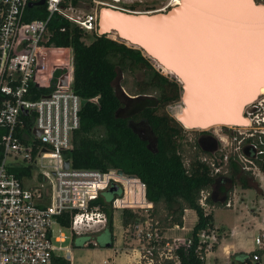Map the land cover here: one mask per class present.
<instances>
[{"label": "built area", "instance_id": "1", "mask_svg": "<svg viewBox=\"0 0 264 264\" xmlns=\"http://www.w3.org/2000/svg\"><path fill=\"white\" fill-rule=\"evenodd\" d=\"M29 1L33 0H0V264L70 260L68 237L106 226V211L93 201L112 185L118 190L109 201L112 210L129 208L137 213L134 220L120 223L122 236L135 241L130 246V264H183L182 256L194 245V236V250L205 258L213 249L215 228L194 235L192 226L184 223L187 208L181 224L161 227L149 214L152 201L147 200L139 176L118 173L113 167L71 164L66 151L72 148V133L80 122L82 97L72 88V48L48 43V22L58 14L84 31H96L98 8L84 13L80 4L70 0H44L46 15L26 18ZM54 64L65 66L53 68ZM65 71L67 83L60 84ZM251 104L252 113L255 100ZM261 119L264 113L256 114L254 120ZM258 126L264 132V121ZM19 169L24 171L21 176ZM206 196V191H200L198 198L205 210L209 208ZM65 213L68 224L60 221ZM90 242L97 245L92 237ZM253 243L255 248L244 264H263L264 227L254 234Z\"/></svg>", "mask_w": 264, "mask_h": 264}, {"label": "trees", "instance_id": "2", "mask_svg": "<svg viewBox=\"0 0 264 264\" xmlns=\"http://www.w3.org/2000/svg\"><path fill=\"white\" fill-rule=\"evenodd\" d=\"M73 4L81 1L70 0ZM45 4L27 6L26 18L46 15ZM64 26L61 30L60 27ZM48 43L69 45L73 55L72 88L86 101L80 108V122L72 133V148L66 151L71 164L77 167L100 169L121 168L125 173L139 176L146 185V197L152 201L150 216L161 227L181 224L185 208L196 211L192 233L214 227L213 209L205 210L198 202L201 189L210 188L214 179L207 164L194 158L188 137H185L181 122L176 120L164 106L176 101L182 95V82L174 75L164 74L158 64L132 45L109 32L94 33L85 42L84 30L71 24L58 14L48 22ZM113 37V38H112ZM140 70L138 76L134 72ZM57 73V71H56ZM122 75V79L119 77ZM121 88H125L126 93ZM150 95L153 104L144 106L131 115V119L143 120L157 138L156 150L146 146L145 141L132 129L129 118L117 116L116 112L125 100ZM181 116L178 115L177 118ZM188 127V126H186ZM193 130H197L194 128ZM23 170L17 174L22 175ZM110 187L101 191L93 202L100 204L107 213V224L102 229L108 231V239L96 240L98 246L112 245L113 210L109 201L118 193ZM212 206H217L210 199ZM121 220L126 224L134 220L137 213L129 208L121 211ZM62 224H68V214L60 217ZM94 234L74 235L72 244L95 246L88 241ZM195 242L187 255L182 256L183 264H206L199 256ZM253 252L233 251L229 253L231 264H244ZM203 253V251H202ZM54 264H70L64 257L54 259Z\"/></svg>", "mask_w": 264, "mask_h": 264}, {"label": "water", "instance_id": "3", "mask_svg": "<svg viewBox=\"0 0 264 264\" xmlns=\"http://www.w3.org/2000/svg\"><path fill=\"white\" fill-rule=\"evenodd\" d=\"M43 2L33 0L28 5ZM100 4L99 33H115L182 82L184 109L178 120L184 126L206 129L245 123L244 106L264 86V13L260 11L264 4L181 0L151 11ZM57 66L65 65L53 68ZM67 77L66 71L62 73L60 84H66ZM130 97H142L134 104L135 110L153 104L150 95ZM85 101L82 98L81 104ZM64 165L68 166V159ZM116 188L112 185L109 190Z\"/></svg>", "mask_w": 264, "mask_h": 264}, {"label": "rangeland", "instance_id": "4", "mask_svg": "<svg viewBox=\"0 0 264 264\" xmlns=\"http://www.w3.org/2000/svg\"><path fill=\"white\" fill-rule=\"evenodd\" d=\"M102 1H106L110 4H114L117 7L136 9V10H140V11L161 9V8L165 9V8H167L165 3L168 2V5H170L169 3L172 2V0H102ZM256 1L264 4V0H256ZM80 6L82 7V11L84 13H89V12L94 11L95 8L101 7L102 4H100L98 2V0L97 1L92 0L91 2L81 1ZM96 30H98V25L96 27ZM95 32H96L95 29L86 30L85 33L83 34L82 38L84 39L85 42H89L93 38ZM110 34H114V33H109V36H110ZM60 54H62V53H60ZM152 62L154 64L156 63L154 60H152ZM161 71L164 74H168V75L172 76V74L166 73V72H164V70H161ZM57 72H60V71H57ZM134 73L138 76L141 75L140 70H135ZM119 78L122 79V75ZM121 89L124 93H126L125 88H121ZM261 95H264V94H261ZM257 100H259V98L255 99V101H257ZM253 107L254 106H252L251 103H248L247 105L244 106L243 115L246 118L245 123H243L241 125H232V126L231 125H229V126H227V125H215L213 127H209V129L218 130V133L220 135L222 134L223 136H225V138L227 136L226 131L229 134H231V132L238 133L240 131L244 134L245 138L250 137L252 135L251 132L255 133V131L253 129H254V126L256 124L254 121V118L256 115L254 112L251 113V110L253 109ZM164 109H165V111L169 112L173 117H175L176 120H178L177 116L181 115V111H182V109H184V103L182 101V98L166 104L164 106ZM181 126L183 128V132H184L186 138L189 135H192V133L194 131L199 130V128H197V130H193L194 128L186 127L183 124H181ZM224 126L227 127L226 131L223 129ZM253 135H255L254 137H256V134H253ZM230 138L231 137L229 135V140H228V137H227V139L222 140L221 146L224 147V151H229V149H230V146H229ZM249 159H250V157L247 155L244 158V160L246 161V163L249 167V170L251 171V174L253 175V177H257L255 174L257 169L255 168V165ZM250 166H252V168H250ZM252 171H254V172H252ZM237 189L239 190L238 192H235V194H233V193L230 194V196H231L230 198H232V202H233V204L231 206L227 207L224 204H222V205H218V206L213 207L212 205H209V208H207V210L213 209V220H214V227H215L214 234L216 237V240L213 241V246H212L213 250L217 247L218 243L221 242L220 238L222 236L226 237L229 235V233L231 232V225L233 226L234 222L243 223V221L244 222L246 221V222H250V223L252 222L253 223L252 225H254L255 223H257L259 221L264 222V187L263 188L258 187L257 189H254L252 187L246 188V187H242V186H237ZM232 192H234V191H232ZM140 210L144 211L143 208H140ZM193 212L194 211H192V210H188L185 213V220L187 221L188 224L191 223V220H194V218H195ZM120 214H121L120 210H115V211L113 210V217L115 216L116 223H118L119 225L116 224V227L113 226V232L115 231V234H113V237H112V241H113L112 244H114L118 248V251L123 253V255L125 253V254H128L129 257H132L130 255V251H131L130 246H132L133 243L135 244V241L131 242L130 238H127V236H125V235L122 236V230L120 227V223H121ZM241 220H243V221H241ZM185 225L187 227L189 226L186 223H185ZM243 229H245V228H243ZM243 229H240V231L244 232L245 230H243ZM251 229H253L252 231L254 233L256 232V228H251ZM65 231H66V233H68V230H65ZM176 231L180 232L182 230L178 229ZM89 233L94 234L91 237L96 239L97 241L98 240H106L109 237L108 231L106 229H100V230L99 229L98 230L97 229H95V230L91 229ZM244 235H248V233L246 232V233H244ZM89 241H90V239H89ZM228 241H229V239H228ZM130 242H131V244H130ZM65 243L69 244L71 246L70 249L72 248V250H73V254H72V251L70 253L71 259H72V261H70V264H99V263L102 264L103 263V259L101 260V258L103 257L102 255L105 256V253H104L105 250L104 249L88 247V246L84 247L86 245L74 247L72 244V239H70L69 237L65 240ZM98 250H102L103 252H100ZM118 251L115 249L113 253H117ZM122 251H124V252H122ZM98 252H100V253H98ZM215 254L219 255V257L214 256ZM106 257H108V259L111 263L113 255H106ZM228 260H229V258H224V254H222L221 252L212 251L205 258V263L206 264H213V262L215 261L217 264H223V263H226ZM263 264H264V257H263Z\"/></svg>", "mask_w": 264, "mask_h": 264}, {"label": "flooded vegetation", "instance_id": "5", "mask_svg": "<svg viewBox=\"0 0 264 264\" xmlns=\"http://www.w3.org/2000/svg\"><path fill=\"white\" fill-rule=\"evenodd\" d=\"M139 98L125 100L117 110L121 114L120 116L129 118L140 111L142 108L139 110L134 108V104ZM258 98L259 100L255 101L256 105L253 111L255 115L264 112V95L259 94L256 99ZM129 124L139 137L145 141L148 148L156 150L157 138L143 120L135 121L129 118ZM223 129L226 131L227 127L224 126ZM253 130L255 131V129ZM251 133L250 137L245 138L240 131L238 133L231 132V134L226 131L227 136L225 138V136L218 133V130L209 129L208 127L194 131L192 135L188 136L194 158L203 160L208 166L210 175L214 177L210 188L200 190L207 192L206 201L209 205L208 199L218 203V205L231 206L233 202L230 194L239 191L237 186L252 187L254 189L264 187V133L260 131ZM253 134H256V137ZM229 135L231 137L230 149L224 151V147L221 146L222 140L227 139V137L229 140ZM246 155L250 157L249 160L255 165L257 177H253L251 174L244 160ZM227 201L230 203L227 204Z\"/></svg>", "mask_w": 264, "mask_h": 264}, {"label": "crops", "instance_id": "6", "mask_svg": "<svg viewBox=\"0 0 264 264\" xmlns=\"http://www.w3.org/2000/svg\"><path fill=\"white\" fill-rule=\"evenodd\" d=\"M188 210H192L194 211V220H191V223H187V221L185 220V223L187 225L190 226H193L195 220H196V212L194 209L192 208H187L186 211ZM185 211V213H186ZM243 221V220H241ZM116 224L119 225L118 223H114L113 226L116 227ZM253 223L251 222H244L241 223V222H234V225L232 226L231 225V232L229 233L228 236L226 237H221L220 238V241L217 245V247L213 250H211L210 252H208L205 256V258L207 257L208 254H210L212 251H217V252H221L222 254H224V258H228L229 256V253L233 252V251H238V250H243V251H249V250H252L253 248H255V245L253 243V236L254 234L257 232L258 229H260L261 227H264V222H257L255 223L254 225H252ZM249 226V227H248ZM245 228V229H243ZM251 228H256V232L254 233L251 229ZM240 229H243L245 230L244 232H241ZM248 233V235H244V233ZM114 234H115V231H114ZM229 239V241H228ZM84 247H87V246H84ZM89 247V246H88ZM94 248H101V249H104V253H105V256L102 255L101 257V260L102 259H105L107 258V262H103L102 264H130L131 262V257L128 256V254H125L123 255V253L119 252L118 251V248L112 244V245H106V246H93ZM117 250L118 252L117 253H113L114 250ZM71 251H72V254H73V250L71 248ZM100 252H103L102 250H98ZM98 252V253H100ZM124 252V251H122ZM121 253V254H120ZM106 255H113L112 257V260H111V263L108 259V257H106ZM214 256H218L217 254H215ZM100 264V263H99ZM213 264H217L215 261L213 262Z\"/></svg>", "mask_w": 264, "mask_h": 264}, {"label": "bare ground", "instance_id": "7", "mask_svg": "<svg viewBox=\"0 0 264 264\" xmlns=\"http://www.w3.org/2000/svg\"><path fill=\"white\" fill-rule=\"evenodd\" d=\"M181 2V0H172V2L171 3H169V4H172V5H175L176 4V2ZM177 2V3H178ZM175 3V4H174ZM169 7V6H168ZM161 9H163V8H161ZM148 11H151V10H148ZM111 33H113V32H111ZM115 34V33H114ZM115 36L117 37V38H119L116 34H115ZM130 44V43H129ZM152 60H154V59H152ZM155 61V60H154ZM156 62V61H155ZM157 63V62H156ZM158 64V66L160 67V68H163V70H164V72H166V73H170V74H172L173 75V72L171 71V70H169V69H167V68H165V67H163V66H161L159 63H157ZM258 94H264V86H261L260 87V89H259V92H258ZM255 121V126H254V129H255V132H258V131H260L259 130V126L257 125V122H256V120H254ZM261 132V131H260ZM262 133H264V132H262Z\"/></svg>", "mask_w": 264, "mask_h": 264}, {"label": "clouds", "instance_id": "8", "mask_svg": "<svg viewBox=\"0 0 264 264\" xmlns=\"http://www.w3.org/2000/svg\"><path fill=\"white\" fill-rule=\"evenodd\" d=\"M263 121L264 120L261 119L259 122H257V125L263 124Z\"/></svg>", "mask_w": 264, "mask_h": 264}, {"label": "snow or ice", "instance_id": "9", "mask_svg": "<svg viewBox=\"0 0 264 264\" xmlns=\"http://www.w3.org/2000/svg\"><path fill=\"white\" fill-rule=\"evenodd\" d=\"M248 3H250V0H247ZM261 13H264V9H260Z\"/></svg>", "mask_w": 264, "mask_h": 264}]
</instances>
